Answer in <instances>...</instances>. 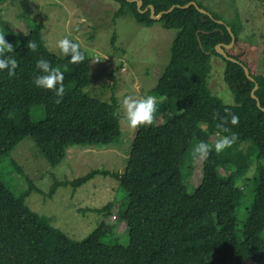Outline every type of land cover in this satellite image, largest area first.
Returning a JSON list of instances; mask_svg holds the SVG:
<instances>
[{"label": "trees", "instance_id": "trees-1", "mask_svg": "<svg viewBox=\"0 0 264 264\" xmlns=\"http://www.w3.org/2000/svg\"><path fill=\"white\" fill-rule=\"evenodd\" d=\"M6 1L0 0V7ZM111 1L117 5L114 19L129 13L142 26L158 22L176 31L167 64L150 91L155 100L162 99V105L156 100L154 114L164 108L168 116L160 125L135 128L122 172L94 169L71 182L53 183L51 190L66 185L76 189L97 176L112 178L126 193L127 202L119 207L116 219L125 224L129 242L101 243L100 238L110 232L104 222L82 240L70 239L24 204L32 187L15 196L0 181V264H264V113L250 96L256 84L254 94L264 108V74L257 71V45L252 42L255 33L241 38L240 19L222 22L220 15L195 0H141V10L150 5L155 15L179 6L157 21L149 10L139 13L134 2ZM192 1L208 14L194 6L180 8ZM227 27L234 44L225 54L239 64L215 52L218 44L231 41ZM42 28L41 22L35 24L14 43V75L0 72V158L30 138L48 165L55 167L65 157L66 147H102L117 141L120 107L114 95L103 102L84 92L90 82L85 52L80 48L84 60L79 63L50 53L40 36ZM10 36L5 31L6 41ZM29 40L36 43L35 51L27 48ZM211 56L223 63V81L233 105L223 104L208 87ZM40 58L64 71L65 90L59 102L51 91L33 86L32 78L38 74L35 61ZM33 106L43 107L42 120L30 119ZM230 114L238 117L236 125L228 123ZM217 124L230 130L221 134L236 136L220 153L214 150ZM199 141L209 146V156L202 161L200 184L188 193L183 181L191 166L184 177L183 159ZM241 145H246L247 153ZM218 168L230 169L229 175L221 177ZM249 180L252 201L238 231L240 183ZM112 204L91 211L109 214Z\"/></svg>", "mask_w": 264, "mask_h": 264}, {"label": "rangeland", "instance_id": "rangeland-1", "mask_svg": "<svg viewBox=\"0 0 264 264\" xmlns=\"http://www.w3.org/2000/svg\"><path fill=\"white\" fill-rule=\"evenodd\" d=\"M195 2L220 15L222 22L240 19L241 38L246 40L247 35L255 33L252 42L257 45V71L264 74V0ZM116 9L117 5L111 0H7L0 7V35L8 31L11 36L7 42L13 47L39 22L43 25L41 39L50 53L61 57L57 41L62 38L77 42L86 54L89 68L90 82L84 92L103 102L111 95L118 99L121 131L120 138L107 146L66 147L65 157L55 167L48 165L30 138H24L0 158V181L15 196L32 187L24 204L70 239L82 240L104 222L111 228L100 242L126 246L129 242L127 228L116 219L119 207L123 208L127 202L126 193L112 178L97 176L76 189L66 185L51 190L53 183L71 182L94 169L123 171L135 128L127 124L122 100L126 96L140 99L150 95L167 64L176 31L164 29L158 22L142 26L129 13L114 19ZM113 36L115 44L111 46ZM207 84L212 95L223 104H234L232 93L223 81V63L215 56L210 57ZM157 102L162 105V99ZM29 116L34 122L42 120L43 107H31ZM167 116V111L160 108L154 114L153 125L162 124ZM245 147L241 145L247 153ZM217 172L221 177H227L230 169L218 168ZM182 174L184 177L189 175L183 185L188 193H192L202 178V160L193 155V148L183 159ZM240 187L242 196L235 213L238 231L252 201L253 182L240 183ZM108 202H113L109 214L91 211ZM243 264L252 263L245 261Z\"/></svg>", "mask_w": 264, "mask_h": 264}, {"label": "clouds", "instance_id": "clouds-1", "mask_svg": "<svg viewBox=\"0 0 264 264\" xmlns=\"http://www.w3.org/2000/svg\"><path fill=\"white\" fill-rule=\"evenodd\" d=\"M27 48L35 51L37 45L34 41L29 40ZM57 48L60 55L69 57L70 63H79L84 60V54L80 51V46L67 37L57 41ZM14 57L13 46L4 39V35H0V72L6 70L9 77L14 75V70L17 68V61ZM35 67L38 70V74L32 78L33 86L51 91L56 97V102H59L65 90L63 84L64 71L59 67H51L49 61L43 58L35 61ZM122 106L128 126L132 128L147 127L153 123L156 100L152 95H147L140 99L126 96L122 100ZM228 123L236 125L238 117L235 114H230ZM216 127L219 129L217 132L219 138L214 144V150L216 153H220L233 144L236 136L234 133L221 134L230 132L229 128L222 124H217ZM193 155L202 161L206 160L209 156V146L203 141L197 142L193 148Z\"/></svg>", "mask_w": 264, "mask_h": 264}, {"label": "water", "instance_id": "water-1", "mask_svg": "<svg viewBox=\"0 0 264 264\" xmlns=\"http://www.w3.org/2000/svg\"><path fill=\"white\" fill-rule=\"evenodd\" d=\"M127 2H130V3H133V2H134V3L136 4V8H137L138 12L141 13V14H143V13H145L147 10H149L150 18L153 19V20H155V21L159 20V19L161 18L162 14L169 13V12H171L175 7H177V8L179 7V6H172V7H170L167 11L160 12V13H158V14L155 15L154 9H153V7L150 6V5H149L147 8H144L143 10H141V6H142V1H141V0H127ZM190 6H194V8H195L199 13H201V14H203V15L208 14L205 10L199 9L198 6L196 5V3L193 2V1L190 2V3H188V4H186V5H184V6H181L180 8H181V9H186V8H188V7H190ZM219 23H222V22H219ZM227 31H228L229 36H230V38H231L230 43H229L228 45L218 44V45L215 47V52H216L217 54L221 55L224 59H226V60H228V61H230V62H232V63L239 64L235 59H232V58L228 57V56L225 54V50L230 49V48L233 46V44H234V36H233V34L230 32V29H229L228 27H227ZM240 66L242 67V69H243V73H244V75L246 76V78H247L249 81L254 82L253 78L250 77V75H249L248 69H247L244 65H242V64H240ZM257 88H258V86H257L256 84H254V87H253V89H252V91H251V93H250V96H251V98L256 102V107H257L261 112L264 113V108H261V107H260L259 100H258V98H257V97L255 96V94H254L255 91L257 90Z\"/></svg>", "mask_w": 264, "mask_h": 264}]
</instances>
